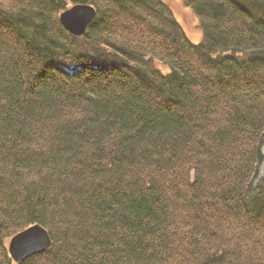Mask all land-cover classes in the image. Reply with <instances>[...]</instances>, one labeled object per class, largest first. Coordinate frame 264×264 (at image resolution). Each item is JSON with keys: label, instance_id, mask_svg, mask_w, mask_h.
Masks as SVG:
<instances>
[{"label": "trees", "instance_id": "1", "mask_svg": "<svg viewBox=\"0 0 264 264\" xmlns=\"http://www.w3.org/2000/svg\"><path fill=\"white\" fill-rule=\"evenodd\" d=\"M180 1L0 0V264H264V0Z\"/></svg>", "mask_w": 264, "mask_h": 264}, {"label": "water", "instance_id": "2", "mask_svg": "<svg viewBox=\"0 0 264 264\" xmlns=\"http://www.w3.org/2000/svg\"><path fill=\"white\" fill-rule=\"evenodd\" d=\"M95 8L86 3H77L62 10L58 16L62 27L72 35H82L94 19ZM51 246L48 232L39 224H32L14 234L7 243V251L14 263L44 252Z\"/></svg>", "mask_w": 264, "mask_h": 264}, {"label": "rangeland", "instance_id": "3", "mask_svg": "<svg viewBox=\"0 0 264 264\" xmlns=\"http://www.w3.org/2000/svg\"><path fill=\"white\" fill-rule=\"evenodd\" d=\"M169 5L173 7L174 13L178 20L182 24L184 30L188 34L191 40L197 41L201 37V31L198 25V21L192 11L186 8L180 0H165ZM262 171L260 175L264 174V164L261 167Z\"/></svg>", "mask_w": 264, "mask_h": 264}]
</instances>
